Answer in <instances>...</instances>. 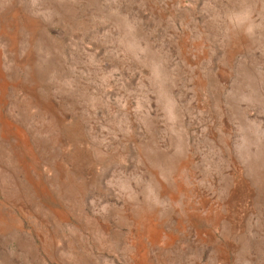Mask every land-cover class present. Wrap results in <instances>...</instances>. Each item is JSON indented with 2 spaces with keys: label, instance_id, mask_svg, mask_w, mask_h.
Listing matches in <instances>:
<instances>
[{
  "label": "rangeland",
  "instance_id": "rangeland-1",
  "mask_svg": "<svg viewBox=\"0 0 264 264\" xmlns=\"http://www.w3.org/2000/svg\"><path fill=\"white\" fill-rule=\"evenodd\" d=\"M0 264H264V0H0Z\"/></svg>",
  "mask_w": 264,
  "mask_h": 264
}]
</instances>
